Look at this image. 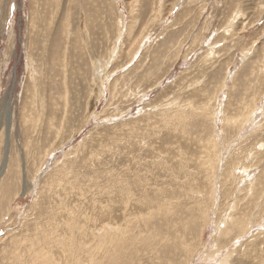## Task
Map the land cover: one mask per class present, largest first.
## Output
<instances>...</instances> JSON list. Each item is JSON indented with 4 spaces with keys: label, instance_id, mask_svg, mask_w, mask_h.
Returning a JSON list of instances; mask_svg holds the SVG:
<instances>
[{
    "label": "rangeland",
    "instance_id": "obj_1",
    "mask_svg": "<svg viewBox=\"0 0 264 264\" xmlns=\"http://www.w3.org/2000/svg\"><path fill=\"white\" fill-rule=\"evenodd\" d=\"M39 251L264 264V0H0V264Z\"/></svg>",
    "mask_w": 264,
    "mask_h": 264
},
{
    "label": "bare ground",
    "instance_id": "obj_2",
    "mask_svg": "<svg viewBox=\"0 0 264 264\" xmlns=\"http://www.w3.org/2000/svg\"><path fill=\"white\" fill-rule=\"evenodd\" d=\"M38 189V188H37ZM63 207V206H62ZM211 221V220H210ZM220 228V227H219ZM101 240V239H100ZM99 240V241H100ZM99 245V244H98ZM107 245V244H106ZM89 246V245H88ZM101 246V245H100ZM100 246H98V247H100ZM103 247V246H102ZM97 248V247H96ZM95 248V249H96ZM105 249H107V248H105ZM98 250V249H97ZM107 251V250H106ZM106 251H105V253H106ZM89 252V251H88ZM102 252H104L103 251V249H102ZM108 253H109V251H107ZM104 253V254H105ZM35 255V254H34ZM100 255V254H99ZM48 254L47 253H45V252H43V251H39V252H37L36 253V255H35V257L34 258H32V259H35V261L34 262H36L37 264H52L51 263V261H49L48 260ZM51 257V256H50ZM49 257V258H50ZM52 258V257H51ZM40 259H42V260H40ZM99 259V258H98ZM108 259V258H107ZM110 261V260H109ZM33 264V263H32Z\"/></svg>",
    "mask_w": 264,
    "mask_h": 264
}]
</instances>
